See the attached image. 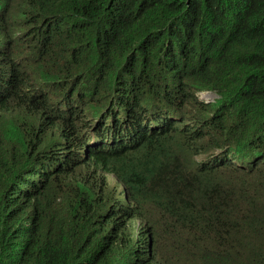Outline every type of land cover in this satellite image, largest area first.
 Wrapping results in <instances>:
<instances>
[{
	"label": "trees",
	"instance_id": "16d2710c",
	"mask_svg": "<svg viewBox=\"0 0 264 264\" xmlns=\"http://www.w3.org/2000/svg\"><path fill=\"white\" fill-rule=\"evenodd\" d=\"M66 96L83 128L111 120L140 139L78 165L53 159L49 188L19 193L38 165L19 177L7 131ZM0 111L23 114L0 124V264H264V0H0ZM100 166L155 216L161 253H124ZM61 194L67 212L53 208Z\"/></svg>",
	"mask_w": 264,
	"mask_h": 264
},
{
	"label": "clouds",
	"instance_id": "9594fccd",
	"mask_svg": "<svg viewBox=\"0 0 264 264\" xmlns=\"http://www.w3.org/2000/svg\"><path fill=\"white\" fill-rule=\"evenodd\" d=\"M25 18L26 17L18 15L17 26L24 27ZM197 91H212L220 98L213 90ZM206 102L211 103L210 100ZM76 106V102L71 97L53 98L45 105L39 115L29 116L26 122L11 133L13 140L17 145H21L25 154V157L16 160V163L19 165L18 168H16L19 177L27 175L28 169L26 166L28 162L33 165H38L34 174L26 177L19 183V193L37 192L38 195H41L47 190L52 179H47V173H45L44 169L45 167H51V165L55 164V162L52 163L53 159L65 157L69 162L64 161V165L71 163V160L75 159L74 162L78 165L86 159L91 160L94 156H98L102 151L111 152V156L122 154L124 151L130 149L125 148L126 146H135L140 139L141 135L131 140L130 138L123 139L124 133L121 131H114V126L112 122H110L111 120H104V123L97 121L88 125V128H83L79 124V119L81 117L79 115H74ZM94 111L97 112L98 109H94L90 113ZM99 114L94 118H97ZM20 115L23 116V114ZM45 120H52L54 122L48 124ZM55 121H63V123L69 125L68 133H56L55 136H49V140L40 138L43 133L49 134L51 132H56L53 128ZM127 127L128 130L125 134L129 137L132 133L130 132V127ZM102 128H106L107 133L104 134ZM120 134L121 137L119 136ZM55 139H57V146L54 147L53 152H51L52 143ZM121 139L122 141L118 144H113L114 141ZM52 155H56V157H52ZM88 163L89 162L84 163L83 167L85 171L94 172L95 170L92 167L87 166ZM76 165L68 166L67 169L73 168ZM99 173L103 190L106 188L104 192L107 193L111 190L109 197L103 196L108 203V209L112 215L121 216L123 225L129 236V240L124 247V253L129 256H134V258H146L147 254L151 252L157 254L161 253V250L158 251L157 244L160 239V230L157 227L155 216L151 219L147 214L140 213L137 210L134 200L131 198L128 199L130 187L115 174L104 170L101 166L99 168ZM74 177H76L75 174ZM87 180L90 182V187H99L95 185V181L99 180L97 176L95 179L87 178ZM15 187L16 186L10 187V191ZM3 188L5 189L7 187ZM57 192L58 190L52 193L55 195ZM90 197L91 200H94L98 196L94 193L91 194ZM128 204L130 205V213L123 211L125 205ZM57 205V207L53 208L63 212H67L75 206L70 195L64 196L62 194L57 199Z\"/></svg>",
	"mask_w": 264,
	"mask_h": 264
},
{
	"label": "rangeland",
	"instance_id": "374dc122",
	"mask_svg": "<svg viewBox=\"0 0 264 264\" xmlns=\"http://www.w3.org/2000/svg\"><path fill=\"white\" fill-rule=\"evenodd\" d=\"M197 94L200 96L201 99L203 100H210L211 103L215 106L218 107L221 103V100L218 98V96L212 92V91H197ZM102 110H98L96 112V115H98ZM19 116H21L19 113L17 112H6V111H0V124L1 123H12L14 120H16ZM92 116V115H91ZM111 122V121H110ZM8 134L11 135L12 132H10V130L8 129L7 131ZM17 149L13 154V159L11 160L12 163H15L17 160V157H25L24 154V150L21 147V145H17ZM5 180V176L3 178V180L0 183V200H1V189H2V183Z\"/></svg>",
	"mask_w": 264,
	"mask_h": 264
}]
</instances>
